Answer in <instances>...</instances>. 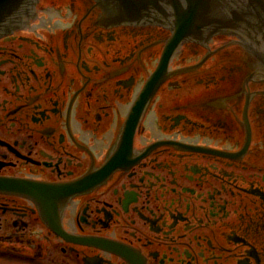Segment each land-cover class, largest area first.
I'll return each instance as SVG.
<instances>
[{
    "label": "flooded vegetation",
    "instance_id": "1",
    "mask_svg": "<svg viewBox=\"0 0 264 264\" xmlns=\"http://www.w3.org/2000/svg\"><path fill=\"white\" fill-rule=\"evenodd\" d=\"M173 36L36 0L0 37V264H264V41Z\"/></svg>",
    "mask_w": 264,
    "mask_h": 264
},
{
    "label": "water",
    "instance_id": "2",
    "mask_svg": "<svg viewBox=\"0 0 264 264\" xmlns=\"http://www.w3.org/2000/svg\"><path fill=\"white\" fill-rule=\"evenodd\" d=\"M36 0H0V37L7 33ZM106 21L155 22L170 27V43L208 39L226 32L264 41V0H97ZM170 48L151 79L157 84L167 67Z\"/></svg>",
    "mask_w": 264,
    "mask_h": 264
},
{
    "label": "bare ground",
    "instance_id": "3",
    "mask_svg": "<svg viewBox=\"0 0 264 264\" xmlns=\"http://www.w3.org/2000/svg\"><path fill=\"white\" fill-rule=\"evenodd\" d=\"M205 40V39H204Z\"/></svg>",
    "mask_w": 264,
    "mask_h": 264
}]
</instances>
